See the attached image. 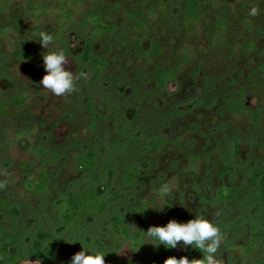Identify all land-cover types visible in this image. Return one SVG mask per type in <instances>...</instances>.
<instances>
[{"label":"rangeland","instance_id":"374dc122","mask_svg":"<svg viewBox=\"0 0 264 264\" xmlns=\"http://www.w3.org/2000/svg\"><path fill=\"white\" fill-rule=\"evenodd\" d=\"M12 1V15H0V28L20 17L23 5L34 0ZM40 1L46 5L51 3V0ZM97 1L105 22L117 24L121 33L94 43L95 53L108 65L94 84L90 83L92 72L88 66L78 64L70 69L77 74L80 71L87 73V78L77 80L75 92L61 96L71 102L61 122L68 127L62 140L55 135L60 124L51 128L42 120L53 94L43 86L20 83L12 77L7 70L13 59L0 42V108L15 96L25 93L30 96L24 108H11L7 113L0 110V200L8 206H16L21 212L18 226L13 228L9 217L0 211V227L17 231L24 240L32 239L41 227H49L59 237V244L54 249L56 259L70 264L72 256L83 250L77 247V243L103 250L101 244L107 252L113 250L112 236L105 228V223L113 215L124 218L132 235L137 237L136 233L142 231V223L132 215V209L140 199L146 198L161 216L155 226H164L172 220L163 217L166 206L162 211L157 210L166 202L185 210L190 220L197 213L212 219L219 226L221 235L227 231L217 254L219 264H243L235 248L249 245L251 227H264L258 219L264 212V199L260 196L264 187V157L260 150L264 146V95L257 88L264 80L261 69L264 68V0H198L204 26L197 32L187 31L181 25L188 0ZM156 3L166 4L168 14L161 21H154L139 48L135 49L124 14L131 12L142 17V12ZM218 18L230 23L226 43L220 47L211 43ZM25 26L28 30L39 28L51 37L55 32L54 24L48 19L41 24L27 19ZM89 32V28L84 27L68 33V48L75 55L83 51ZM17 43L20 49L41 58L47 52L30 35ZM180 44L190 46L196 51L197 58L165 91H159L155 70L167 69L174 63ZM250 44L253 45L251 51L240 49V46ZM157 47L161 51L154 55ZM55 50L62 48L49 44V51ZM24 70L35 83L46 75L41 64L27 65ZM242 91L246 108L253 113L260 112V129H255L244 118L234 117L225 106L227 100ZM91 99L101 116L94 132L90 128L93 118L87 110ZM27 130H33L32 141L49 153L43 159L32 158L29 139H21L14 145L11 143L14 134ZM153 135L165 138L169 145L156 155L143 157L141 150ZM177 139L180 143H176ZM95 147L96 173H74L73 154ZM222 153L227 156L229 166L235 169L225 177L221 176L224 168ZM52 155L58 156L59 161L53 163ZM123 157L145 176L130 190L121 186L119 181ZM192 157L200 159L198 174V171H187L188 160ZM41 167L48 170L51 178L48 196L27 191L29 176L35 175ZM255 170L263 175L257 183L253 181ZM162 186L169 188L164 193L165 200L156 192ZM223 186L241 188L240 200L217 203V191ZM124 191L126 196L120 198ZM73 194L79 204L82 200L96 199L112 202L103 215L75 208L72 210L74 218L68 221L62 216L63 204L65 198ZM148 245L153 254L140 260L139 264H160L161 247ZM190 248L182 250L178 246L174 257L186 255ZM120 258L130 260L128 247L122 249ZM256 259L264 263V241ZM18 264L41 262L25 260ZM105 264L112 263L105 257Z\"/></svg>","mask_w":264,"mask_h":264},{"label":"trees","instance_id":"16d2710c","mask_svg":"<svg viewBox=\"0 0 264 264\" xmlns=\"http://www.w3.org/2000/svg\"><path fill=\"white\" fill-rule=\"evenodd\" d=\"M118 7V6H117ZM14 9L12 0H0V15L3 17H10ZM168 10L166 4L156 3L150 8L142 12V17L137 16L131 12H125V19L129 23L131 28L130 37L133 42L135 49H138L142 43V39L151 29L154 21H161L167 16ZM143 18V19H142ZM29 19L34 23L41 24L44 19H48L54 24L55 32L52 36L50 44L59 45L67 57L66 68H74L78 64H84L88 66L92 72L91 84H94L107 69V62L94 51V43L101 38L110 35H119L121 28L117 24H108L105 22L103 13L98 6L97 0H51L50 5L44 4L40 0L28 1L22 7V14L18 18H13L10 23H7L0 28V42L4 43L6 50L11 54L13 59L12 64L8 67V73L18 80L20 83H26L28 85L37 84L42 86L40 81L35 83L28 74H26L24 67L27 65L41 64L44 66L43 59L37 56L33 52H29L18 47V41L21 38L30 35L34 38L37 44L39 35L41 33L39 28L28 30L25 26V22ZM217 26L212 31L211 43L220 47L226 43V35L230 23L222 18H218ZM182 28L187 31L197 32L203 29L204 26V15L201 11V6L198 0H188L184 5V12L181 19ZM84 27H88L90 32L86 36L84 49L79 55H75L68 48L67 35L71 30H81ZM243 51H251L253 45L240 46ZM158 49L154 55L160 53ZM197 58L196 51L191 49L186 44H180L175 52L174 63L167 69L156 68L155 76L157 78V85L159 91H165L179 76L181 71L189 66ZM264 71V68H261ZM2 75V69L0 68V76ZM257 88L264 95V80L260 81ZM244 91L236 95L230 100L225 102L226 108L234 117L244 118L255 127L260 129L262 126L260 120V112L249 111L244 102ZM30 101V96L25 93L21 96H15L10 102H4L1 105V112L7 113L11 108H24ZM94 100L91 99L87 104V110L93 118V122L90 126L94 132L96 126L100 121V114L96 111L94 106ZM71 107V102L68 99H63L61 96L53 95V100L46 106L42 120L49 126L55 127L60 124V128L55 129V135L58 140H62L64 134L67 133L68 127L65 124H61L65 111ZM33 130H27L23 132H17L14 134L15 138L11 140L14 145L17 141L27 138L30 142V152L32 158L35 160H41L44 156L49 153L41 147H38L31 139ZM97 145H99L98 137H96ZM121 141V139H119ZM118 141V142H119ZM179 140H176L178 143ZM180 143V142H179ZM169 145V142L160 136L153 135L149 143L141 150L143 157L149 155H156ZM96 149L75 153L72 156L73 171L76 174H89L94 175L97 171V158ZM262 155L264 157V146L260 147ZM221 159L224 163V168L221 172V176L225 177L231 172H235V169L229 166L227 156L221 154ZM53 163L59 161L58 156H53ZM123 165V171L120 174V184L126 190L132 189L136 183L145 179L138 167L131 166L127 163L126 159L121 158ZM200 159L192 157L188 160L187 171L189 173H196L198 171V163ZM244 173L246 171H243ZM199 171L196 173L198 174ZM263 175L254 171V183L261 181ZM97 181L99 180L95 177ZM27 185L28 192H36L43 196H48L51 193V178L48 170L45 167H41L35 175L29 176ZM169 190L168 186H162L156 190L164 199V193ZM200 199L205 202L202 198V193L198 191ZM243 195V190L239 187H221L216 194V202L220 204H229L240 200ZM126 196V191L120 194V198ZM261 198L264 199V187L260 191ZM75 195H68L64 201L63 218L70 221L73 217L72 210H89L98 215H103L107 212V209L112 201L103 200H91V201H80ZM166 211L163 217L175 219L179 222H187L190 220V215L183 209H178L175 206L166 202ZM0 211L4 212L11 220L13 228L18 226L21 212L16 206H8L4 201L0 200ZM132 215L140 219L142 223V231H147L151 226H155L156 222L160 219V215L154 208L150 206L146 198L140 199L137 206L132 209ZM74 218V217H73ZM264 223V212L258 217ZM233 226H230V228ZM105 228L112 236L113 250L107 252L105 246L103 248L106 259L112 264H139V261L150 257L153 254L152 249L143 239V234L135 237L132 235L128 222L118 216L113 215L105 223ZM227 231L223 232L221 237L225 239ZM264 241V227H251L250 228V241L247 247H236L235 250L239 252L243 264H264L260 263L256 259V253L260 249L262 242ZM146 243V244H145ZM59 244V237L49 227H41L33 235L32 239L24 240L22 236L13 230L4 229L0 227V264H18L25 260L40 261L41 264H67L62 263L56 259L54 249ZM77 247L83 245L77 243ZM125 247H128L131 258L129 261H124L120 258V252ZM161 247L159 256L160 264H164V261L169 257L176 255L175 249H166L163 245ZM188 256L189 259H201L203 253L198 249L190 248L189 252L184 255ZM183 257V256H182ZM181 258V257H180Z\"/></svg>","mask_w":264,"mask_h":264},{"label":"clouds","instance_id":"9594fccd","mask_svg":"<svg viewBox=\"0 0 264 264\" xmlns=\"http://www.w3.org/2000/svg\"><path fill=\"white\" fill-rule=\"evenodd\" d=\"M253 14H255V10H253ZM37 40L47 49V52L42 56L46 75L40 84L55 96H64L75 92L77 80L86 79L87 73L80 71L77 74L66 68L67 57L62 50L49 51V44L52 40L50 35L41 32ZM165 206L167 204H161L157 210L162 211ZM140 234H143L146 243H150L156 248L163 245L166 249H175L179 246L183 250L191 246L203 253L201 259H189L188 256L169 257L164 261V264H219L217 254L222 244L220 228L212 219L206 218L200 213L187 222L182 223L173 219L164 226H151L145 232L136 233L138 236ZM64 240L72 243L68 239ZM105 256L103 250L83 245V250L72 256L70 264H105Z\"/></svg>","mask_w":264,"mask_h":264}]
</instances>
